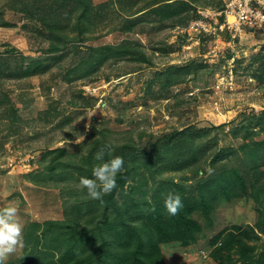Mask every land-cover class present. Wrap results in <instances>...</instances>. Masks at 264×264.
<instances>
[{"label": "rangeland", "instance_id": "obj_1", "mask_svg": "<svg viewBox=\"0 0 264 264\" xmlns=\"http://www.w3.org/2000/svg\"><path fill=\"white\" fill-rule=\"evenodd\" d=\"M89 1L97 28L84 34L86 39L69 43L67 49L74 46L69 52L49 53L47 38L42 36L46 31L38 21L30 22L9 9L0 16L12 25H0V209L17 207L23 225V247L6 264L25 263L36 236L42 255L34 264H60L64 235L55 239L51 231L42 241L45 223H84L99 207L87 189L79 186V179L87 176L63 167L46 170V150L65 147L68 154L83 153L84 144L101 131L107 132L108 139H118L124 131L135 137L141 130L155 138L184 125L217 127L242 113L264 109V35L246 34L235 43L219 35L222 19L216 12L221 0H188L191 17L179 22H157L145 13L162 0ZM7 2L0 0V7ZM59 3L50 5V14L63 22L76 5L71 0H64L63 7ZM47 4L51 3L36 0L37 8ZM72 17L75 20V13ZM201 18L206 30L190 26ZM124 40L139 43L148 61L132 51L106 58L87 77L66 80V71L87 60L91 47ZM20 55L40 59L39 72L23 74L28 61H21ZM173 80L177 82L162 89L163 83ZM215 136L217 147L236 150L223 164L234 162L241 169L247 194L233 188L215 196L207 214L193 211L191 217L199 224L195 239L187 244H160L163 264H226L211 257L218 244L211 246L210 240L225 228L237 225L246 230L259 220L251 187L263 184L264 158L255 165L244 141L233 138L227 126L213 129L205 140ZM147 139L135 138L137 146L146 149ZM254 140H264V136ZM206 149L208 158L212 151L209 145ZM188 172L185 169L171 177L177 183L179 176L189 175L183 194L193 196L196 180ZM258 234L257 241L248 243L255 248L252 264H264V233ZM231 257L238 260L235 252Z\"/></svg>", "mask_w": 264, "mask_h": 264}, {"label": "trees", "instance_id": "obj_2", "mask_svg": "<svg viewBox=\"0 0 264 264\" xmlns=\"http://www.w3.org/2000/svg\"><path fill=\"white\" fill-rule=\"evenodd\" d=\"M48 1L51 4L37 8L36 0H8L6 5H1L0 16L9 9L23 15L30 22L38 21L46 31L42 36L47 38L49 53L69 52L74 47L67 49L69 43L76 44L79 39H86L84 34L94 32L97 28L96 16L89 0H71L76 6L72 7L69 16L63 19V22L66 20L65 24L55 20L50 14L53 13L50 5L60 1L59 5L63 7L64 0ZM159 2L153 3L145 12L157 22L169 19L179 22L191 17L187 9L190 7L188 0H162L161 4ZM73 13L75 20L72 19ZM0 25L12 26L4 19L0 20ZM90 50L87 60H80L66 71L68 82L78 76H89L94 67L106 58L125 56L132 51L143 61H148L140 44L131 40H124L118 45L91 47ZM11 51L10 49L9 53ZM19 59L28 61L27 67L22 69L25 75L36 74L41 66L38 58L20 55ZM1 67L0 64V71ZM176 82L167 81L163 83L162 89ZM225 126L233 138L244 141L246 153L255 165L259 159L264 158V140H254L259 135L264 136V109L242 113L238 118L217 127L196 128L184 125L155 138L153 134L141 130L135 137L124 131L120 138L108 139L107 132L101 131L84 144L86 147L83 153L68 154L65 147L46 150L43 152V160L48 171L63 167L94 179L93 169L114 157H122L124 165L116 175V187L101 200H95L94 204L99 207L88 217V221L46 222L40 234L42 241L48 238L51 231L54 232L55 239L64 235L65 247L58 257L60 264H163L160 244L175 241L187 244L195 239L199 224L191 217L193 211L201 210L207 214L212 199L218 194L228 193L233 188H239L244 195L247 194L241 169L234 165V162L229 166L223 164L224 159L228 157L229 160L231 153L236 155L234 147H217L216 136L205 140L213 129H223ZM144 136L148 138L147 148L140 149L135 138L141 139ZM207 145L212 151L208 158ZM101 148L104 149V156L97 160L96 154ZM185 169L196 180V195L183 194V184L189 180V175L179 176L177 183L171 177ZM208 169L212 170L211 174ZM166 173L170 175L164 177ZM149 181L152 186H149ZM262 183L251 187V196L257 204L259 217L255 227L245 230L233 225L223 229L210 240L211 246L218 244L214 249L216 251H212L210 255L218 258L219 262L224 260L226 264L253 263L252 252L255 248L248 243L259 239L258 231L264 233V179ZM169 194L179 195L183 204L175 216L169 215L164 208V200ZM39 242V236H36L26 256L28 260L23 264H34L41 259ZM233 252L238 255V260L232 259Z\"/></svg>", "mask_w": 264, "mask_h": 264}, {"label": "clouds", "instance_id": "obj_3", "mask_svg": "<svg viewBox=\"0 0 264 264\" xmlns=\"http://www.w3.org/2000/svg\"><path fill=\"white\" fill-rule=\"evenodd\" d=\"M103 156L104 149L101 148L96 154V159L100 160ZM123 165L122 157H114L109 162L93 169L94 179L81 177L79 186L87 189V194L91 199L101 200L104 195L109 194L116 187V175ZM208 172L211 174L212 170L208 169ZM182 207L179 195L169 194L164 200V208L171 216L177 215ZM18 212L15 206L0 209V264H6L9 256L18 248L23 247V225Z\"/></svg>", "mask_w": 264, "mask_h": 264}, {"label": "built area", "instance_id": "obj_4", "mask_svg": "<svg viewBox=\"0 0 264 264\" xmlns=\"http://www.w3.org/2000/svg\"><path fill=\"white\" fill-rule=\"evenodd\" d=\"M221 16L217 26L219 35L226 33L230 43L240 42L246 34L256 32L264 35V0H221V7L216 12ZM200 20L191 22L192 28L206 30V24Z\"/></svg>", "mask_w": 264, "mask_h": 264}, {"label": "water", "instance_id": "obj_5", "mask_svg": "<svg viewBox=\"0 0 264 264\" xmlns=\"http://www.w3.org/2000/svg\"><path fill=\"white\" fill-rule=\"evenodd\" d=\"M221 35H222L223 37H225V36H226V33L224 32V33H222Z\"/></svg>", "mask_w": 264, "mask_h": 264}]
</instances>
